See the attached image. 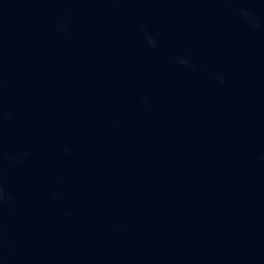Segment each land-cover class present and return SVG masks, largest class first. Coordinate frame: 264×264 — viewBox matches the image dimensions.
<instances>
[{
  "label": "water",
  "instance_id": "95a60500",
  "mask_svg": "<svg viewBox=\"0 0 264 264\" xmlns=\"http://www.w3.org/2000/svg\"><path fill=\"white\" fill-rule=\"evenodd\" d=\"M0 264H264V0H0Z\"/></svg>",
  "mask_w": 264,
  "mask_h": 264
}]
</instances>
